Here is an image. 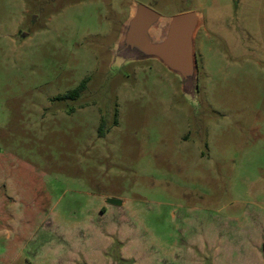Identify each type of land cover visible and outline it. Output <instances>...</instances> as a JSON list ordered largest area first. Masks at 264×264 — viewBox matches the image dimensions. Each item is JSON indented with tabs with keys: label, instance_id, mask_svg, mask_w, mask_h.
<instances>
[{
	"label": "rangeland",
	"instance_id": "1",
	"mask_svg": "<svg viewBox=\"0 0 264 264\" xmlns=\"http://www.w3.org/2000/svg\"><path fill=\"white\" fill-rule=\"evenodd\" d=\"M135 3L201 15L192 90ZM0 264H264V0H0Z\"/></svg>",
	"mask_w": 264,
	"mask_h": 264
},
{
	"label": "water",
	"instance_id": "2",
	"mask_svg": "<svg viewBox=\"0 0 264 264\" xmlns=\"http://www.w3.org/2000/svg\"><path fill=\"white\" fill-rule=\"evenodd\" d=\"M119 39V56L123 61L154 59L177 74L186 89L195 87L197 64L195 35L203 21L198 12L164 18L139 3L132 5ZM110 205L121 201L108 199Z\"/></svg>",
	"mask_w": 264,
	"mask_h": 264
},
{
	"label": "trees",
	"instance_id": "3",
	"mask_svg": "<svg viewBox=\"0 0 264 264\" xmlns=\"http://www.w3.org/2000/svg\"><path fill=\"white\" fill-rule=\"evenodd\" d=\"M84 88H85V85H84V83H82L78 88H76L75 90L70 91L63 98H65V99L66 98L76 99V98H78L81 95V93L83 92ZM99 132H100L101 136H103V126H101L99 128Z\"/></svg>",
	"mask_w": 264,
	"mask_h": 264
},
{
	"label": "crops",
	"instance_id": "4",
	"mask_svg": "<svg viewBox=\"0 0 264 264\" xmlns=\"http://www.w3.org/2000/svg\"><path fill=\"white\" fill-rule=\"evenodd\" d=\"M131 9H132V6H131L130 11H129V16L131 15V12H132Z\"/></svg>",
	"mask_w": 264,
	"mask_h": 264
}]
</instances>
